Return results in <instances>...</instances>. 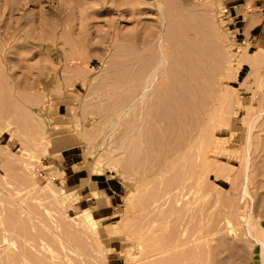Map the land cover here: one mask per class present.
<instances>
[{
  "label": "rangeland",
  "instance_id": "374dc122",
  "mask_svg": "<svg viewBox=\"0 0 264 264\" xmlns=\"http://www.w3.org/2000/svg\"><path fill=\"white\" fill-rule=\"evenodd\" d=\"M262 243L264 0H0V264Z\"/></svg>",
  "mask_w": 264,
  "mask_h": 264
},
{
  "label": "crops",
  "instance_id": "0c3cea01",
  "mask_svg": "<svg viewBox=\"0 0 264 264\" xmlns=\"http://www.w3.org/2000/svg\"><path fill=\"white\" fill-rule=\"evenodd\" d=\"M60 147V146H59ZM67 149H70V148H60L59 150H56L55 152L57 153L56 155H61L62 156V158H63V152L65 151V150H67ZM93 184H94V187H95V182L93 181ZM96 191H98V192H100L101 190L99 189V188H97V189H95ZM94 190V191H95Z\"/></svg>",
  "mask_w": 264,
  "mask_h": 264
},
{
  "label": "bare ground",
  "instance_id": "6f19581e",
  "mask_svg": "<svg viewBox=\"0 0 264 264\" xmlns=\"http://www.w3.org/2000/svg\"><path fill=\"white\" fill-rule=\"evenodd\" d=\"M153 88V87H152ZM60 158V157H59ZM194 241L195 240H193V241H191V242H193L194 243ZM174 247L173 248H178L179 246H182V244L180 243V242H175L174 244ZM185 245V244H184ZM262 245H264V243H262ZM171 249V248H170ZM170 249H168V250H170ZM163 250H165V251H162L163 253H165L166 251H168V250H166V249H163ZM263 257H264V255H263Z\"/></svg>",
  "mask_w": 264,
  "mask_h": 264
}]
</instances>
